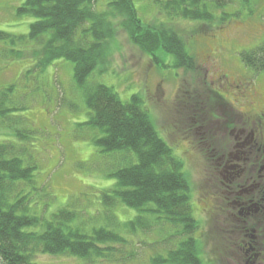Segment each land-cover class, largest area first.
Returning <instances> with one entry per match:
<instances>
[{
  "label": "trees",
  "instance_id": "trees-1",
  "mask_svg": "<svg viewBox=\"0 0 264 264\" xmlns=\"http://www.w3.org/2000/svg\"><path fill=\"white\" fill-rule=\"evenodd\" d=\"M99 1L26 0L18 14L37 21L31 24L26 37L0 32V58L11 55L26 60L29 55L31 73L40 74L58 61L73 64L75 88L90 111L89 119L79 126L94 132L92 141L102 152L123 158L122 165L106 175L114 183L101 192L104 214L126 206L137 215L117 224L119 231L101 227L90 234L86 230L88 220L82 222L80 212L69 207L47 218L52 196L46 194L40 207L34 197L38 190L45 192L50 183L38 182L40 166L34 161L25 162L22 156L26 146H18L24 136L17 125L28 129L22 125L25 99L20 101V95L16 96L17 85L0 89V264H38L34 258L41 255L69 256L88 264L100 259L125 263L110 245L126 246L131 241L124 236L134 237L157 228L168 235L162 242L165 247L172 240L184 238L168 252L163 264H202L201 240L194 237L199 227L192 218L183 163L162 139L139 95L123 102L114 88L89 82L94 71L108 62L111 44L117 38L113 29L116 18H123L121 27L129 39L157 67H165L164 57L172 56L184 68L193 69V58L186 52L184 38L173 29L166 25L159 29L146 27L134 0H108L104 11L98 10ZM228 1L165 0L162 5L177 17L203 20L213 17L208 2L220 9ZM241 59L249 70L264 73V45L242 53ZM106 220L116 228L115 218ZM157 259L154 264L159 263Z\"/></svg>",
  "mask_w": 264,
  "mask_h": 264
},
{
  "label": "rangeland",
  "instance_id": "rangeland-1",
  "mask_svg": "<svg viewBox=\"0 0 264 264\" xmlns=\"http://www.w3.org/2000/svg\"><path fill=\"white\" fill-rule=\"evenodd\" d=\"M25 1L0 0V32L16 37L29 34L31 24L37 20L18 14V9ZM107 1H99V11L105 10L103 5ZM164 1L134 0L139 17L146 27L159 29L166 25L184 38L186 52L192 56L194 68H184L172 56L164 57L165 67H157L129 39L121 27L123 18H116L113 29L117 38L111 44L108 62L105 67L100 66L94 71L89 82L114 88L123 102H128L133 95H139L161 137L171 139V145L177 146L178 139L175 136L179 134L170 129V134H167L171 123L176 122L183 112L175 106L178 104L177 97L198 94L200 101L206 100L210 95L207 86L212 87L211 82L218 75L214 69L232 80L240 78L246 84L249 82L264 94V73L256 74L249 70L241 59L242 53L264 45V0H231L220 9L208 2V12L213 17L203 20L177 17L163 9ZM26 58L18 60L11 55L0 58V89L17 85L16 96L20 95V101L25 99L23 104L26 109L22 114L25 121L22 125L26 124L29 130L21 124L17 125L16 129L22 130L24 136L18 141V146H26L22 156L25 162L34 161L40 166L36 174L38 182L50 183L45 192L38 190L35 193L38 207L44 201L43 197L49 194L53 201L49 199L51 204L47 218L57 210L69 207L80 212L79 219L82 222L88 220L86 230L89 234L101 227H114L119 231L117 224L132 220L137 211L120 206L104 214L106 208L102 203L101 192L114 183L106 175L119 168L123 158L116 153L102 152L92 141L94 132L79 126L89 119L90 111L81 92L75 88L73 64L58 61L45 74L31 73L33 63L29 55ZM29 70L30 73L26 74ZM172 102L175 104L172 105ZM199 166L197 163L191 164L186 172L187 178L195 184H201L203 179ZM198 199L196 194V201ZM192 215L196 221L195 214ZM111 217L116 219V228L115 224L106 220ZM196 223L199 228L201 225L204 228L201 236L198 233L194 236L202 241L201 251L205 256L203 258L200 255L202 264H228L232 257L224 251L220 234L212 225L204 226L200 220ZM164 235L167 234L157 228L149 233L139 232L134 237L124 236L131 241L130 244L110 246L116 248L121 254L119 258L125 263L100 259L90 264H154L153 260L157 258L158 264H163L169 253L184 241L183 237L178 241L172 240L165 247L162 242L167 237ZM34 260L38 264H88L87 261L69 256L41 255Z\"/></svg>",
  "mask_w": 264,
  "mask_h": 264
},
{
  "label": "flooded vegetation",
  "instance_id": "flooded-vegetation-1",
  "mask_svg": "<svg viewBox=\"0 0 264 264\" xmlns=\"http://www.w3.org/2000/svg\"><path fill=\"white\" fill-rule=\"evenodd\" d=\"M213 71L206 100L177 97L183 112L167 130L179 134L177 146L162 139L174 146L186 175L200 164L201 184L187 178L193 214L220 234L228 264H264V94Z\"/></svg>",
  "mask_w": 264,
  "mask_h": 264
}]
</instances>
